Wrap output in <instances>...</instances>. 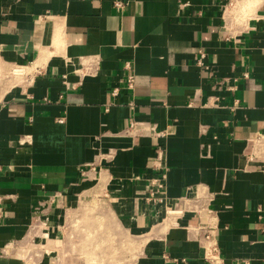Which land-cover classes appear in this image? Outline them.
Wrapping results in <instances>:
<instances>
[{"label":"crops","instance_id":"1","mask_svg":"<svg viewBox=\"0 0 264 264\" xmlns=\"http://www.w3.org/2000/svg\"><path fill=\"white\" fill-rule=\"evenodd\" d=\"M244 1L0 0V264H63L61 209L32 220L81 195L132 237L128 264H211L207 232L218 264H264V0Z\"/></svg>","mask_w":264,"mask_h":264},{"label":"rangeland","instance_id":"2","mask_svg":"<svg viewBox=\"0 0 264 264\" xmlns=\"http://www.w3.org/2000/svg\"><path fill=\"white\" fill-rule=\"evenodd\" d=\"M24 72L29 74L30 71L25 70ZM13 76L14 74H10L9 78L11 79L13 78ZM24 76L29 78V75H25V74L21 75L22 78H24ZM5 86L6 84L4 85L0 84V89L2 90V88ZM71 202L72 203L70 205L69 204L66 205L65 202L63 203L60 202L59 204H57L58 206L56 207H54L53 204L50 203L43 204L37 210L41 216L39 217L37 216L35 219L32 220L34 227L35 224L38 226L35 229L41 232V230H46L47 227L46 217H49L50 211L52 212V214L60 209L61 212H65L64 209L65 207L62 206H66V207L71 206V208H73V210L71 209L70 211H68V215H66L67 217L66 221L64 219L63 220L61 219L62 217V216L60 217L61 212L59 213V216L53 215V217L56 218L55 219L56 225H58L60 221L64 222L65 237H67L68 239L67 243L65 242V246L63 247V251L66 252L67 254L62 258L63 264H87L85 260L86 259L85 254L87 252H93V254H96L97 256L100 255L104 256L105 259L108 258L107 254L109 252H112V254L115 255V259L117 258L119 260L118 263L116 262L106 263L105 261H101L100 264H128V261L130 259L129 256L130 248L125 246L123 241L124 239L130 240L132 239V237L126 235V233L125 236L120 231L119 227H117V225L115 226L114 229L111 230L104 229V225H102V223L109 222L108 225L116 224L115 219H112L111 217L109 218L107 216L105 204H103V202H99L97 197H92V196L84 197L82 195L74 198ZM54 203H58V202L55 200ZM94 204L96 205L97 208H99V212H94L96 211L95 209L96 207L94 206ZM97 215L102 216V218L97 217ZM50 220L51 219L49 218L48 221ZM34 227H32L33 237H34ZM55 232H56L55 234H57V236L60 237V230L57 231L55 230ZM30 242L34 243V241L32 240ZM11 248H9L8 251V254L10 255L12 252H14L12 251ZM134 252L135 251H133L132 254ZM42 257H39L40 260L39 264L43 262Z\"/></svg>","mask_w":264,"mask_h":264},{"label":"built area","instance_id":"3","mask_svg":"<svg viewBox=\"0 0 264 264\" xmlns=\"http://www.w3.org/2000/svg\"><path fill=\"white\" fill-rule=\"evenodd\" d=\"M198 59L196 61V65L200 69H208V65L204 63V58L206 56L205 52L203 50H199L198 53ZM244 76L246 77L247 74L245 73ZM133 81L134 77L133 74L130 73L126 76V82H127V87L132 88L133 87ZM115 93V91H113ZM238 104V100L235 99L234 105L232 108H234L235 105ZM138 123L136 122H131L130 123V128H136ZM140 125L143 126V129H140V131L137 132V134L141 135L143 133V130H150L153 133L159 135L160 133L155 132V128L151 125H144L143 123H140ZM161 152L157 153L156 159L153 161V167L156 168L158 171V174L154 176V178L151 180L150 184L152 187L149 188V194L147 199L153 202H160L165 204V200L163 199V193H164V188H165V180H166V168L165 166L162 165L161 162ZM168 209V206H165V211L166 213ZM204 240L205 244L203 245V250H204V258L211 264H218L220 262L219 257H218V247L216 245V242L214 241L213 236L210 233H206L204 235Z\"/></svg>","mask_w":264,"mask_h":264},{"label":"bare ground","instance_id":"4","mask_svg":"<svg viewBox=\"0 0 264 264\" xmlns=\"http://www.w3.org/2000/svg\"><path fill=\"white\" fill-rule=\"evenodd\" d=\"M247 1V0H246ZM244 3L247 4V2H245L244 0H234V3L232 5V7L227 10L226 12V18L229 19V18H233V16H236V13L239 12V10H241V8L244 6ZM253 5V4H252ZM25 70H23L22 68H17L16 66L14 67V69H12V74L14 75H21L24 72ZM27 71V70H26ZM33 73V72H32ZM104 204V203H103ZM42 226V225H40ZM44 235L47 237V233H44Z\"/></svg>","mask_w":264,"mask_h":264}]
</instances>
